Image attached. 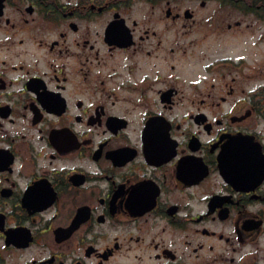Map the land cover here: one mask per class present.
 Returning a JSON list of instances; mask_svg holds the SVG:
<instances>
[{
    "label": "flooded vegetation",
    "instance_id": "1",
    "mask_svg": "<svg viewBox=\"0 0 264 264\" xmlns=\"http://www.w3.org/2000/svg\"><path fill=\"white\" fill-rule=\"evenodd\" d=\"M0 264H264V0H0Z\"/></svg>",
    "mask_w": 264,
    "mask_h": 264
}]
</instances>
